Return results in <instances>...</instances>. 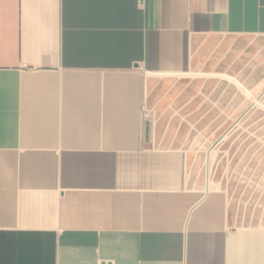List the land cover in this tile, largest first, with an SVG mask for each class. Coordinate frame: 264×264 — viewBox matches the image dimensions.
Listing matches in <instances>:
<instances>
[{
    "label": "crops",
    "instance_id": "obj_1",
    "mask_svg": "<svg viewBox=\"0 0 264 264\" xmlns=\"http://www.w3.org/2000/svg\"><path fill=\"white\" fill-rule=\"evenodd\" d=\"M225 37L264 39V0H0V264H264V219L143 115Z\"/></svg>",
    "mask_w": 264,
    "mask_h": 264
},
{
    "label": "rangeland",
    "instance_id": "obj_2",
    "mask_svg": "<svg viewBox=\"0 0 264 264\" xmlns=\"http://www.w3.org/2000/svg\"><path fill=\"white\" fill-rule=\"evenodd\" d=\"M191 70L148 75L144 119L187 154L191 187L224 192L232 225L247 227L264 219V39L221 38Z\"/></svg>",
    "mask_w": 264,
    "mask_h": 264
},
{
    "label": "bare ground",
    "instance_id": "obj_3",
    "mask_svg": "<svg viewBox=\"0 0 264 264\" xmlns=\"http://www.w3.org/2000/svg\"><path fill=\"white\" fill-rule=\"evenodd\" d=\"M224 143V142H223ZM217 152V151H216ZM210 157V156H209ZM214 157H217V156H214ZM210 167V166H209ZM208 170V169H207ZM228 177V176H227ZM213 184V183H212ZM212 184H211V186H212ZM213 186H215V185H213Z\"/></svg>",
    "mask_w": 264,
    "mask_h": 264
}]
</instances>
